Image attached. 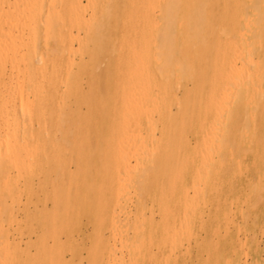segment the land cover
Listing matches in <instances>:
<instances>
[{
    "label": "bare ground",
    "instance_id": "obj_1",
    "mask_svg": "<svg viewBox=\"0 0 264 264\" xmlns=\"http://www.w3.org/2000/svg\"><path fill=\"white\" fill-rule=\"evenodd\" d=\"M86 1L87 2L84 4L83 0H0V214L7 211L8 199L15 201L20 193V191L18 192L17 190V186L19 185L18 179L14 178L11 174L13 169L14 171L17 170L21 175L20 180H24L25 178V185L28 189H30V178H32L34 174L48 179V173H51L50 170L54 171L57 175V179L60 181L53 187L50 197L54 201L56 214L57 212L67 214L72 205V185L74 183H81L82 191L79 190L78 193L81 195L80 197L84 202L90 205L91 201L88 199L93 194L98 195L99 199L103 194L105 198L107 194L105 182L108 180L110 184H115L116 187L113 193L116 192L120 197L119 194L123 191L125 187L124 184L127 180L131 183V181L135 179L143 178L149 181L147 183L151 185V181L153 182V180L156 181L157 179H181L183 175L179 168V151L183 146H190L191 144L188 143L186 136L189 130H193L197 134V146H202L207 149V151H209L208 149L212 146L227 147L226 143L231 140L229 139L230 134L228 133L229 138H227L226 135L225 137L229 139V141H226V143H221V141L217 143V138L220 140V136L217 135V127L223 120L224 107H228L226 104L224 106V103L227 102L223 101L224 98L228 96L231 86L239 82L237 81L240 79L239 75H242L243 78V74L247 72V70L246 72L244 71L248 68L246 66L247 61V65H249V62L253 63L254 60H251L255 57V55H253L254 51L264 47V0H259L257 3L255 2V4L252 3L254 5H251L252 8L254 7L252 9V16H249L248 9H246V5L248 4L246 0ZM88 11L90 12L88 13ZM104 57L108 58L107 66L104 70H100V64ZM262 57L264 58L263 55ZM263 58L261 61H264ZM258 63H260V61H258L257 64ZM239 64L240 66H245V69H243L245 73L238 75V68H241ZM252 65L253 64L250 66ZM253 66L252 69L254 68ZM255 66H257L256 63ZM263 66L264 63L262 67L260 64V69H264ZM257 67L256 70L258 69ZM249 70V74H254L255 70L253 72L251 71L252 73H250ZM239 73L242 72L240 71ZM246 76L248 77L249 75L247 74ZM247 77L245 79H248ZM259 78H261V76ZM189 80L193 82L194 90H185V94L182 98L177 96L175 87L184 86V83ZM84 82L87 83V88L83 87ZM260 82L262 84L263 81ZM244 83H242V85H246V87L248 85V89H250L248 82L247 84ZM204 84L206 86H204L199 93V87ZM239 84L237 83L236 89L241 85ZM246 87L243 88L245 89ZM248 91L249 90H247V93ZM238 92L237 90L236 93ZM72 102H75V105H73ZM251 102L252 101H250V103ZM173 105L176 106V111L173 110ZM250 105L252 106V104ZM227 111H229V109ZM235 115H237V113ZM238 115H240V113H238ZM242 115L243 112L240 116L242 117ZM256 115L255 113V116ZM233 117L235 118L236 116ZM227 118L228 115L226 119ZM231 118L229 116L228 120L230 119L231 121ZM251 120H253L252 116ZM254 121L256 120L254 119ZM237 122H234V125L235 123L238 124ZM240 124L241 123H239V125ZM232 127L233 130H235L233 125ZM237 127L239 129L238 125ZM222 131L227 134L224 130ZM245 135H247L246 132ZM232 145L233 144L230 146L232 147ZM238 145H240V142ZM227 148H229V146ZM250 148H252V146ZM223 149L224 147L220 149L221 152ZM200 152H202L201 149ZM196 153H198V151ZM245 156L247 157L246 154ZM218 159L221 160L220 158ZM71 160L78 161V164L80 163V173L77 176H73L67 167L68 161ZM214 160L216 162L215 158ZM215 162L213 161L216 165ZM220 164H222L223 167V162ZM139 169L142 170L141 173L136 172ZM221 170H223L225 174L224 169L221 168ZM197 175L198 177L196 178H199L200 181V174ZM253 175H251V177ZM219 176L218 174V178ZM204 177L206 178L207 176ZM208 178L210 177L206 179L208 180ZM260 180L261 179H259V181ZM129 182L127 183L129 184ZM158 182L159 181H157V183ZM222 182L225 183L223 179ZM127 183L125 184L126 186ZM148 184L145 185L147 187L146 190L150 187L147 186ZM189 184L191 185V183ZM258 184L260 185V182ZM193 185L191 186L194 188L195 185ZM221 185L219 186L220 188ZM191 186L189 188H191ZM198 186L199 185H197V188H199ZM132 188L131 185V189H129L133 190ZM129 189L124 190L127 192ZM146 190L144 192H146ZM149 190L151 189L149 188ZM185 190L186 195H188V189ZM194 190L192 191L194 192ZM235 190L236 188H234L233 191ZM126 192L124 193L126 194ZM195 192L201 193L198 189H196ZM78 193L76 195H78ZM136 195V197H139V194ZM193 195L195 194L193 193ZM130 196L129 194L128 197L126 195L127 198ZM122 197H124V195ZM155 197L156 196H154V198ZM211 197L213 199V196ZM107 199L108 198H106V200ZM21 200H19L20 203ZM106 200H99L98 207L100 212H105L107 210L109 202H106ZM127 200L128 202H132L134 199ZM212 202L214 203V201ZM20 203L19 205H21ZM190 203L191 202H189V204ZM13 204L15 205V202H13ZM133 204L135 205L134 202ZM219 204L218 202L217 206H219ZM14 205L13 208H15ZM153 205L152 203L151 206ZM196 206H199V204L197 205L196 203ZM8 207L10 206L8 205ZM117 207H119V202ZM169 207L170 204H168V209ZM193 208L191 210H193ZM129 209H131V207H129ZM180 209H182V207ZM217 210H219V208ZM142 211L144 212V210ZM165 212H161V221H163V213ZM231 212H233V209ZM19 213H17V215ZM168 213L169 212H167V214ZM175 213L173 212L174 218L177 216ZM53 214L55 217L54 212ZM241 214L243 215L242 210ZM120 215L122 216L121 213ZM126 215L127 212L125 216ZM130 215L128 214L127 216L130 217ZM141 215L143 216V214ZM166 215L164 214L165 217ZM114 216H116V214ZM150 217H153V215H150ZM167 217H169V215ZM188 217L190 219L189 215ZM113 218L115 222V217L112 216V219ZM13 219L12 221H14ZM143 219H145V217H143ZM232 219H230L228 223ZM52 221L54 222V220ZM114 222H112V224ZM1 223L0 231L3 230L4 227L3 222ZM114 224L116 226L119 225L118 223ZM124 224H126V222ZM234 224L236 225V223ZM180 225L182 226L181 223ZM120 226L122 225L120 224ZM238 226H240V224ZM128 227L129 226H127V228ZM165 227H163V230ZM5 228L9 229L10 227H4V229ZM168 228L166 232H168ZM171 228H169V230ZM243 228L245 229V227ZM216 229L217 228H215L214 232L218 233ZM228 229L229 227H227V230ZM5 230L2 231L3 234ZM171 230L173 231V229ZM180 230L184 229L181 227ZM218 230L220 232V229ZM230 230H228L227 235ZM263 230L264 229H262V231ZM174 231L178 234L177 229H174ZM214 232H212V234ZM240 232H242V230ZM125 233H127V231H125ZM182 233L181 236H183ZM3 234H1V236H3ZM31 235L33 236V234ZM168 235H166L167 238ZM215 235L217 236V234ZM118 236L119 235L116 237ZM136 238L134 235V240ZM150 238L151 237L148 239ZM171 238L173 239L172 236ZM180 238L178 239L179 241ZM189 238L186 237V241L184 240L183 243L189 240L192 241V237ZM121 239L120 241L124 240ZM175 239L173 242L176 243L170 242V247L171 245L174 247L173 244L178 245ZM205 239L207 240V237L204 238V240ZM246 239L248 238L246 237ZM125 240V244L122 245L123 247L124 245H128ZM163 241V244L167 245L165 239ZM116 242L115 245H117ZM151 242L152 241H150V243ZM4 243L6 247L7 244L10 245V241L8 243L5 241ZM188 244H190V242ZM5 245L3 246L5 247ZM128 246V252L131 253ZM181 246L183 247V245ZM6 247L4 251L7 252ZM115 247L117 248V246ZM123 247L117 248V251ZM177 247L175 246L176 249ZM243 247L241 249H243ZM134 248L135 247L132 249L134 250ZM187 248L190 247L187 245ZM140 249L138 250L140 251ZM149 249H151V247ZM133 250L132 253L134 254ZM174 250L175 249L172 251L174 252ZM110 252L111 249H109V254ZM183 253L182 255L184 256ZM151 254L153 255L154 253L152 252ZM171 254L169 253V256L167 254L168 257L165 256L166 259L164 258V260H167L166 262H168V258L170 260L172 257H170ZM188 254L190 253H187V255ZM192 254L190 256H192ZM123 255L124 253L121 256L123 257ZM139 255H141L140 252ZM115 256L117 255L115 254ZM143 256L145 257V253H143ZM7 257H9V254L6 255V253L3 258L0 256L2 264H5ZM162 257L160 259L161 261ZM50 258L51 257H49V259ZM153 258H155V256ZM149 259H152V257ZM122 260L123 259H121V261ZM133 261L134 262L130 260L129 262L132 264L136 263L135 261H138V256L137 259H133ZM227 262H230L229 259ZM139 263L140 262L136 264ZM169 263L171 264V261ZM9 264L11 263L9 262Z\"/></svg>",
    "mask_w": 264,
    "mask_h": 264
},
{
    "label": "rangeland",
    "instance_id": "obj_2",
    "mask_svg": "<svg viewBox=\"0 0 264 264\" xmlns=\"http://www.w3.org/2000/svg\"><path fill=\"white\" fill-rule=\"evenodd\" d=\"M103 1H105V0H103ZM253 1L252 0H246V3H248L246 5V9H248L247 11H248L249 16H252V9L254 8V7L252 8L251 5L255 4V2L257 3L259 0H257V1L253 0ZM83 2L85 4L87 1L83 0ZM89 12L90 11H88V13ZM261 49L258 48L254 51L255 54L253 53V55H255V57H253V59L251 61L254 60L255 62L254 61H253V63L249 62V65H247L248 61H247V64L245 63L246 66L248 67V68L246 67L247 69H245V66H240V64H239V66L242 68V70H241V68H238V71H237L238 75L245 73L246 70H247V72L245 74H243V78H242V75H239L240 77L238 76L240 79L237 81H239V82H236L235 84H233L231 86L230 91L232 93L230 91H229L230 93L228 92V96L230 98L227 96L226 98H224V101H223V102H225V101L227 102V103H224V106L226 104V105H228V107L227 106H225L227 108L224 107L223 120L220 122L222 125L219 124V126L217 127V135L220 136V140H219V138H217V143H220V141H221V143H226V141H229V139H231L232 141L230 140V142L226 143L227 147L229 146V148H227L226 146H219V147L218 146H214V147L212 146L211 148L208 149L209 151H207V149L203 148L202 146H197L198 145V136L193 130H189L187 132L186 136H187L188 143L189 144L191 143V144H190V146H183L182 148H180V151H179V154H180L179 168L182 171V175H183L181 179H175V180L174 179H163V180L157 179L156 181H154V180H153V182L151 181V183H152V184L150 183L151 185H149L147 183L149 181L144 180L143 178L142 179H135V180L131 181V183L126 179L127 180L126 183L129 182V184L127 183V186L125 185L126 183L124 184L125 187L123 188V191L119 194L120 197L116 194V192L113 193L116 186H115V184H112V183L110 184V182L108 180L105 182L106 183L105 184V190H106L107 194H106L105 198L103 197V194H102V197H100V199H104V200H106V198H108L106 200V202H109V205H108V208L105 212H100V210H99L98 204H99L100 199L98 198V195L93 194V195H91L90 198L88 197L89 198L88 200L91 201V204L90 205L86 204L84 202V200L80 197L81 195H79V193H78L79 190L82 191L81 183L80 182L74 183L72 185V190H73L72 191L73 192L72 205H71L69 212L67 214L62 213V212H57V214H56L55 207H54V201L50 197V194L53 190V187L55 186V184H57V182L60 181L57 179V175L55 174V172L50 170L51 173L50 172L48 173V179H44L42 177H39L38 174L37 175L34 174L32 176V178H30V189H28L25 185V178H24V180L23 179L20 180L21 175L17 172V170L14 171V169H13L11 171V174L14 178L18 179L19 185L17 183V185H18L17 190H18V192L20 191V193L18 195V198L15 201L12 200L13 202H15V205L13 204L11 199H8V205L10 207H8V205H7V208H8L7 211H4L3 213L0 214V223L3 222L4 227H8V228L10 227L9 229L5 228L6 230L3 227V230H5L4 234L2 232L3 230L0 231V245L2 244L0 247V256H1V258H3L5 253H6V255L9 254V257H7V261L5 262V264L6 263L9 264V262L11 264H51V262H52V264H94V263L101 264L102 262H103L102 264H109V263L114 264V262H115V264H119V263L120 264L121 263L132 264L129 261L132 260V262H134L133 259L134 260L137 259V256H138V261H135V262L136 263L140 262L139 264H159V262H160V264H170L169 263L170 261H171V264H225V262H226V264H228V263H230V264H241V263L242 264H264V232H263L264 230L262 231V229H264V186H263V184H264L263 183L264 182V129H263L264 128V98H263L264 97V80H260V79H264L263 78L264 69H262V68L260 69V64L262 67V65L264 63V61H261L263 58L262 55L264 56V51H263L264 47ZM259 55H260V58H259ZM256 60H257V62L260 61V63L257 64ZM107 61H108V58L104 57L103 60L101 61V64H100V70H104L106 68ZM255 63L258 67L255 66ZM251 64L254 65V66L252 65L254 67L253 69H252V66H250ZM249 67H251V68H249ZM256 67L258 68L257 70H256ZM243 69H245L244 70L245 72L243 71ZM249 69H251V70H249ZM248 70L250 71V73H252L255 70L254 74L253 73L249 74ZM240 71L242 73H239ZM247 74L249 75L248 77L246 76ZM256 75H257V77H256ZM260 76H261V78H259ZM246 77L248 79H245ZM257 78H258V80H257ZM243 80L244 81L246 80L245 83ZM260 81H263L262 84ZM241 82L244 84H247V82H248L250 89H248V85L246 87V85L245 86L242 85ZM251 82H253V83H251ZM237 83L241 84V85L239 84L240 86L238 85L239 86L238 89H236ZM87 86H88L87 83L84 82L83 87L87 88ZM204 86H206V85L204 84L203 86L199 87V89H198L199 93H200V91H202ZM179 87L180 86L175 87V93L177 94V96H179L181 98L184 96L185 90H187V89H189L191 91L194 90L193 82L191 80H189L188 82L186 81L184 83V86L182 85L180 87V89H179ZM243 87H246V88L244 89ZM252 87H253V91H252ZM254 87H256V88H254ZM233 89H235V90H233ZM237 90L239 91L238 92L239 94L236 93ZM247 90H249L248 93H247ZM257 95H258V97H257ZM232 97H233V99H232ZM227 98H229V99H227ZM256 98H258V99H256ZM240 99H241V101H240ZM228 100H229V102H228ZM72 101H74V100H72ZM234 101H235V103H234ZM250 101H252V102L250 103ZM72 104L75 105V102H72ZM239 104H240V106H239ZM246 104H247V106H246ZM250 104H252V106ZM173 106H174L173 110L176 111V106L175 105H173ZM236 106L238 109L236 108ZM225 109H227V110L229 109V111H227ZM237 111H239V112H237ZM250 111H252V112H250ZM242 112H243V115L241 117L240 115L242 114ZM254 112L257 114L256 116H255ZM234 113L235 114L237 113V115H235ZM238 113H240V115H238ZM247 114H248V116H247ZM227 115H228V118H229V116H230V118L233 116H236V117L238 116L237 117L238 119L235 117L236 118V121H235V118L233 117L234 119L231 118V121H230V119L229 120H228V118L226 119ZM224 116H225V118H224ZM239 116L241 117V119ZM251 116H252L253 120H251ZM254 119L256 121H254ZM224 120L225 121L227 120L229 122L226 121L227 122L226 123ZM232 121H233V124H232ZM234 122H237L238 124L235 123V125H234ZM239 123H241L240 124L241 126L239 125ZM232 125L234 126L235 130H233ZM237 125L239 126V129H238ZM226 127H227V129H226ZM242 127H243V129H242ZM222 128H224V129H222ZM254 129H255V131H254ZM222 130H224L227 134H225ZM228 131H231V132H228ZM244 131L247 133V135H245ZM232 132H234L235 134ZM228 133L230 134L229 135L230 138L228 137ZM225 135L229 139H227L225 137ZM219 136H217V137H219ZM231 137H233V138H231ZM222 138H223V140H222ZM224 138H225V140H224ZM234 138H236V139H234ZM234 140H236V141H234ZM231 142H233V143H231ZM234 142H236V143H234ZM239 142H240V145H238ZM229 144L230 145L233 144L232 147ZM234 145H235V147H234ZM251 146H252V148H250ZM223 147H224V149L221 152L220 149H222ZM230 148H231V150H230ZM249 148H250V151H249ZM253 148H254V150H253ZM200 149L202 152H200ZM214 149H216V150H214ZM197 151H198V153H196ZM215 151H216L217 155H216ZM232 151L234 152V154ZM205 152L208 156L205 154ZM225 154H226V156H225ZM245 154L247 155V157L245 156ZM201 156H203V157H201ZM244 157H246V158H244ZM201 158L203 161L201 160ZM214 158L216 159V162H215ZM218 158H220L221 160H219ZM237 159H239V160H237ZM192 161H194V162H192ZM213 161L216 163V165L213 163ZM221 161L224 164L223 167H222V164H220V163H222ZM133 163H134V161H133ZM79 164H78V161H75V160L68 161L67 167H68L69 171L71 172V174H73V176L79 175V173H80ZM208 164L210 165L211 169H210ZM246 164H247V166H246ZM225 165L227 168L225 167ZM207 168H209L210 170ZM221 168L224 169L225 174H224L223 170H221ZM71 169H73V170H71ZM205 169H206V171H205ZM215 169L217 170V172ZM225 169H227V170H225ZM141 171L142 170L139 169L136 172L141 173ZM207 171H208V175H207ZM205 172H206V174H205ZM17 173H18V175H17ZM217 173L220 175L219 178H218ZM197 174H200V176H199V177H201L200 181H199V178H196V177H198ZM251 175H253V176L251 177ZM204 176H207L210 178H208V180H207L206 179L207 177L205 178ZM222 179L225 183L222 182ZM251 179H252V181H251ZM259 179H261V180L259 181ZM157 181H159V182L157 183ZM201 181H204L205 184H204V182H201ZM259 182H260V185L258 184ZM35 183H36V185H35ZM189 183H191V185H193V183H194V185H195V186L193 185L194 188ZM130 184L132 185L133 190H130L131 189ZM146 184H148L147 186H150L149 188L151 190H149V188H148V190H146V188H147L145 186ZM236 184H238V185H236ZM197 185H199L198 186L199 188H197ZM220 185H221V188L219 187ZM258 185H259V187H258ZM75 186H76V188H75ZM112 186H114V187H112ZM190 186H191V188H189ZM202 186H203V188H202ZM232 186L234 188H236L235 191H233L234 188ZM261 186H263V187H261ZM204 187H205V190H204ZM127 188L129 189V191H127L128 193L124 190V189L128 190ZM135 188H136V190H135ZM184 188L188 189V191H187V194L189 193L188 195H186V190ZM175 189H176V191H175ZM194 189L195 190L198 189L199 191H201V193L199 192L200 193L199 194L198 192H195ZM217 189L219 192L217 191ZM145 190H146L147 194H146V192H144ZM192 190H194V192ZM245 190L247 193L245 192ZM155 191H156V193H155ZM214 191H216V192H214ZM124 192H126V194ZM77 193H78V195H76ZM174 193H175V195H174ZM183 193H184V195H183ZM193 193L195 195H193ZM196 193H198L199 195ZM21 194L23 197L21 196ZM39 194L41 197L39 196ZM128 194L131 195L129 198H127ZM136 194H139V197H136L137 196ZM214 194H215V196H214ZM123 195H124V197H122ZM126 195H127V197H126ZM145 195H146V197H145ZM208 195H209V197H208ZM154 196H156V197L154 198ZM187 196H188V198H187ZM211 196H213V199ZM250 196H251V200H250ZM179 197L181 198V200ZM219 197H221V198H219ZM117 198H119V199H117ZM126 198L130 199V200H132V199H134V200H132V202H128V200ZM141 198H142V200H141ZM185 199H186V201H185ZM19 200H21V203L19 202ZM119 200H121V201H119ZM125 200H126V202H125ZM211 200L214 201V203ZM116 202H117V204H116ZM118 202H119V207H117ZM133 202L135 203L136 207L133 204ZM189 202H191L192 204L191 203L189 204ZM203 202H204V205H203ZM218 202L220 203L219 206H217ZM19 203L21 205H19ZM122 203H124V204H122ZM152 203L154 204L153 206H151ZM196 203H197V205L199 204V206H196ZM158 204H159V206H158ZM168 204H170V207H169L170 211L168 209ZM180 204H182V205H180ZM13 205L15 208H13ZM149 205L151 208L149 207ZM127 206L131 207V209H129V207H127ZM246 206H247V208H246ZM47 207L49 208V210ZM181 207H182V209H180ZM208 207H210L211 209ZM164 208H166V209H164ZM192 208H193V210H191ZM218 208H219V210H217ZM39 209H41V210H39ZM113 209H115V210H113ZM120 209H121V211H120ZM232 209H233V212H231ZM142 210H144V212ZM181 210L183 211V213ZM241 210H242L243 215L241 214ZM19 211H20V213H19ZM131 211H133V212H131ZM163 211L164 212L166 211V212L163 213L164 218H162L163 221H161V217H162L161 212H163ZM53 212L55 213V217H54ZM126 212H127V215L131 214L130 217L127 215L125 216ZM167 212H169V213L167 214ZM173 212L174 213L176 212L175 215H177V216H175V218H174ZM190 212L193 214H191ZM17 213H19V214L17 215ZM120 213L122 214V216L120 215ZM156 213H158V214H156ZM39 214H40V216H39ZM115 214H116V216H114ZM141 214H143V216ZM164 214L165 215L167 214L166 217L164 216ZM195 214H196V216H195ZM222 214H224V215H222ZM12 215H13V217H12ZM150 215L151 216L153 215V217L154 216L155 217L154 218L150 217ZM168 215H169V217H167ZM188 215L190 216V219H189ZM112 216L115 217V222H114V218L112 219ZM136 216H138V217L140 216L139 219ZM236 216H237V218H236ZM257 216H258V218H257ZM143 217H145V219H143ZM21 218H22V220H21ZM165 218H167V219H165ZM12 219L14 221H12ZM230 219H232V220L228 223V221ZM17 220H18V222H17ZM52 220H54V222ZM125 220H127V221H125ZM138 220L140 221V223ZM141 220H142V223H141ZM178 220H181V221H178ZM184 220H186L187 222ZM201 220H202V223H201ZM124 221L126 222V224H124L125 223ZM172 221H173V223H172ZM204 221H206V222H204ZM26 222H27V224H26ZM112 222H114L116 224L118 223L119 225L116 226L114 223L112 224ZM149 222H151V223H149ZM175 223H177V224H175ZM180 223L182 224V226L180 225ZM234 223H236V225ZM245 223H247V224H245ZM17 224H18V227H17ZM25 224H26V226H25ZM120 224L122 226H120ZM164 224L166 227L164 226ZM186 224H187V226H186ZM239 224H240V226H238ZM256 224H258V225H256ZM218 225H220V226H218ZM226 225H228V226H226ZM30 226H31V228H30ZM127 226H129L128 227L129 229L127 228ZM168 226H169V228L172 227L171 229H173V231L171 229L169 230ZM174 226H176V227H174ZM149 227H152V228H149ZM163 227H165L166 230H165V228L163 230ZM181 227L184 230H180ZM218 227H220V228H218ZM227 227H229L228 230H230V228H231L228 235H227V233H228ZM243 227H245L246 230ZM33 228H35V229H33ZM43 228H44V230H43ZM53 228L55 231L53 230ZM116 228H117V231H116ZM167 228H168L169 233L166 232ZM215 228H217L216 232H218V233L214 232ZM59 229H60V231H59ZM126 229H128V230H126ZM155 229H156V231H155ZM174 229L175 230L177 229V232L179 235L176 233V231H174ZM178 229H179V231H178ZM218 229H220V232ZM221 229H222V231H221ZM238 229H241L242 232H240L241 230H238ZM255 229L257 230V232ZM119 230L122 231L123 234ZM189 230H190V232H189ZM16 231H18V232H16ZM100 231H101V233H100ZM125 231H127L128 235H127V233H125ZM9 232H11V233H9ZM37 232H38V234H37ZM142 232H144V233H142ZM182 232H184V233H182ZM186 232H187V235H186ZM212 232L217 234V236L214 233H213L214 234L213 235ZM262 232H263V234H262ZM8 233H9V235H8ZM114 233L116 236L117 235H119V236L116 237L114 235ZM166 233H168V234L172 233L170 235L173 237V239L171 238L170 235H168ZM174 233H176V234H174ZM181 233L183 236H181ZM192 233H194V234H192ZM1 234H3V236H1ZM31 234H33V236ZM191 234H192V236H191L192 238L191 237L190 238L192 239V241L187 240L188 242L183 243L184 240L186 241V237L189 238V236ZM134 235H135V238L137 237L135 239L136 241L134 240ZM166 235H168V238L166 237ZM177 235H178V237H177ZM224 235H227V236H224ZM175 236H176L177 240L175 239ZM15 237H16V239H15ZM149 237H151V238L148 239ZM180 237L182 238V240ZM206 237H207V240L206 239L204 240V238H206ZM238 237H239V239H238ZM246 237L248 239H246ZM5 238H6V240H5ZM8 238H9V240H8ZM53 238H54V240H53ZM115 238H116V240H115ZM121 238L124 240L126 239L125 240L126 244L128 243L129 246L124 245V247H123L122 245L125 244V242ZM179 238H180V241L178 240ZM120 239L122 241H120ZM164 239H165V242H167L166 244L168 246L163 244ZM170 239H172V240L169 241ZM174 239H175V241H177L178 245H174L176 243V242L175 243L173 242ZM219 239H221V240H219ZM109 240H110V242H109ZM240 240L242 241V244H241ZM1 241H2V243H1ZM5 241H6V243H8L10 241V245L7 244V247H6V245L4 243ZM20 241H21V243H20ZM25 241H27V242H25ZM150 241H152V242L150 243ZM115 242L117 245H115ZM131 242H134V243H131ZM170 242L174 243L173 244L174 247H172V245H171V247L173 249H175L174 252L172 251L173 249L170 247ZM189 242H190V244H188ZM215 242H216V244H215ZM34 243H36V244H34ZM157 243H158V245H157ZM244 243H245V245H244ZM51 244H53V245H51ZM109 244H110V246H109ZM134 244H135V246H134ZM3 245H5L7 252L4 251L5 247ZM114 245L117 246V248L123 247L122 248L123 250L118 249V251H117V248ZM131 245H132V248L135 247L136 249L134 248V250H133L131 248ZM181 245H183V247ZM187 245L190 248H187ZM127 246L130 248L129 251L131 250V253L128 252ZM140 246H141V249H140ZM142 246H144V247H142ZM148 246H150L151 249H149L150 247H148ZM175 246L176 247L178 246L177 247L178 250L175 248ZM217 246H219V247H217ZM241 246L242 247L245 246V247H243V249H241L242 248ZM114 248H116V249H114ZM124 248H125V250H124ZM47 249H49V250H47ZM109 249H111V252H112V253L110 252V254H109ZM138 249H140V251ZM147 249L149 250V252ZM170 249H172V250H170ZM187 249H188V252H187ZM132 250H133L134 254L132 253ZM57 251H60V252H57ZM94 251L97 253H95ZM184 251L187 253H190V254L187 255V253H185ZM233 251L235 252V254ZM3 252H4V255H3ZM120 252H121V254H120ZM139 252L141 255H139ZM152 252L154 253L153 255L151 254ZM163 252L165 255L163 254ZM13 253H14V255H13ZM123 253H124L123 257L125 259L121 256ZM143 253H145V257L143 256ZM169 253L170 254L172 253L170 255V257L172 256L173 258L171 257L170 260L168 258V262H166L167 260H164V258H165V256H167V254L169 256ZM182 253L184 254V256L182 255ZM202 253H203V255H202ZM115 254L117 256H115ZM191 254H192V256H190ZM108 255H110V256H108ZM93 256H94V258H93ZM103 256H105V257H103ZM120 256H121V258H120ZM139 256H141V257H139ZM154 256H155V258H153ZM11 257H12V260H11ZM15 257H16V260H15ZM49 257H51V258L49 259ZM112 257H113V259H112ZM128 257H130V258H128ZM151 257L153 260L149 259ZM161 257H162L163 262L160 260ZM37 258H40V259H37ZM227 258L229 259L230 262H227L228 261ZM121 259H123V260L121 261ZM175 259H177L178 261ZM225 259H227V260H225ZM108 260H109V263H108ZM148 260H150V261H148ZM118 261H119V263H118ZM42 262H45V263H42ZM0 263L2 264L1 260H0ZM136 263H134V264H136Z\"/></svg>",
    "mask_w": 264,
    "mask_h": 264
}]
</instances>
